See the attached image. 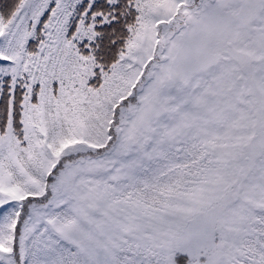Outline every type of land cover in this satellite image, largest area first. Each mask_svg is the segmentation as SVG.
<instances>
[{"label": "snow or ice", "instance_id": "1", "mask_svg": "<svg viewBox=\"0 0 264 264\" xmlns=\"http://www.w3.org/2000/svg\"><path fill=\"white\" fill-rule=\"evenodd\" d=\"M0 264H264V0H0Z\"/></svg>", "mask_w": 264, "mask_h": 264}]
</instances>
